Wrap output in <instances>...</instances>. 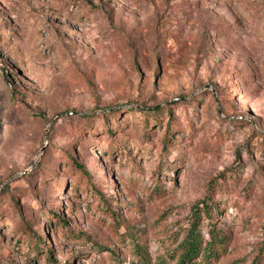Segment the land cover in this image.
<instances>
[{
    "label": "rangeland",
    "instance_id": "1",
    "mask_svg": "<svg viewBox=\"0 0 264 264\" xmlns=\"http://www.w3.org/2000/svg\"><path fill=\"white\" fill-rule=\"evenodd\" d=\"M196 217L264 264V0H0V264H177Z\"/></svg>",
    "mask_w": 264,
    "mask_h": 264
},
{
    "label": "trees",
    "instance_id": "2",
    "mask_svg": "<svg viewBox=\"0 0 264 264\" xmlns=\"http://www.w3.org/2000/svg\"><path fill=\"white\" fill-rule=\"evenodd\" d=\"M210 212V210L208 209ZM199 217L194 220L188 235L181 244V254L177 261V264H198V259L206 258L207 261L216 258L219 254L215 248L222 245V241L219 240L217 235L210 231L211 240L204 241L205 238L200 231ZM204 241V244H203ZM134 253L139 260L140 264H152L148 249L137 243L134 248Z\"/></svg>",
    "mask_w": 264,
    "mask_h": 264
}]
</instances>
